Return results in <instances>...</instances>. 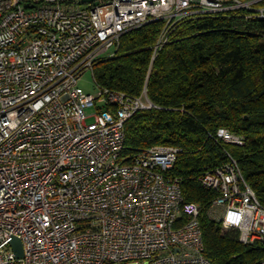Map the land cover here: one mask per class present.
I'll return each mask as SVG.
<instances>
[{
  "label": "built area",
  "instance_id": "built-area-1",
  "mask_svg": "<svg viewBox=\"0 0 264 264\" xmlns=\"http://www.w3.org/2000/svg\"><path fill=\"white\" fill-rule=\"evenodd\" d=\"M258 1L0 0V264H211L202 208L173 173L182 149L125 151V122L156 107L147 88L131 96L95 80L94 95L78 85L133 29L164 21L156 53L179 20L238 8L264 16ZM199 182L217 191L209 212L225 230L264 242V205L235 159Z\"/></svg>",
  "mask_w": 264,
  "mask_h": 264
},
{
  "label": "trees",
  "instance_id": "trees-1",
  "mask_svg": "<svg viewBox=\"0 0 264 264\" xmlns=\"http://www.w3.org/2000/svg\"><path fill=\"white\" fill-rule=\"evenodd\" d=\"M262 7L264 0L254 3ZM164 26L152 21L124 34L117 53L96 63L94 78L102 88L131 96L147 88L156 107L125 122V151L182 149L173 173L185 199L202 208L211 264H260L264 242L246 244L239 230H225L209 212L218 193L199 177L235 159L264 205V16L238 8L179 20L155 53ZM221 128L244 135V145L224 142L217 135Z\"/></svg>",
  "mask_w": 264,
  "mask_h": 264
},
{
  "label": "rangeland",
  "instance_id": "rangeland-1",
  "mask_svg": "<svg viewBox=\"0 0 264 264\" xmlns=\"http://www.w3.org/2000/svg\"><path fill=\"white\" fill-rule=\"evenodd\" d=\"M84 92L86 93H90V94H94V95H98L99 93V88L96 84L94 75L92 73V71H87L85 73H83V75L81 76L80 80H79V85H78ZM87 114H94L97 109L96 107H90L87 110ZM94 121L93 117H90L88 119V122L91 123Z\"/></svg>",
  "mask_w": 264,
  "mask_h": 264
},
{
  "label": "water",
  "instance_id": "water-1",
  "mask_svg": "<svg viewBox=\"0 0 264 264\" xmlns=\"http://www.w3.org/2000/svg\"><path fill=\"white\" fill-rule=\"evenodd\" d=\"M12 245L17 253V256L22 257L24 255V246L22 240L15 237L12 241Z\"/></svg>",
  "mask_w": 264,
  "mask_h": 264
}]
</instances>
